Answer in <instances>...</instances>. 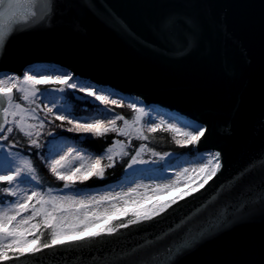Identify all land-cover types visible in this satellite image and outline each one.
<instances>
[{"label":"water","instance_id":"obj_1","mask_svg":"<svg viewBox=\"0 0 264 264\" xmlns=\"http://www.w3.org/2000/svg\"><path fill=\"white\" fill-rule=\"evenodd\" d=\"M50 3L8 39L0 74L49 65L138 97L205 126L196 151L220 152L222 167L150 221L23 264H264V0Z\"/></svg>","mask_w":264,"mask_h":264},{"label":"snow or ice","instance_id":"obj_2","mask_svg":"<svg viewBox=\"0 0 264 264\" xmlns=\"http://www.w3.org/2000/svg\"><path fill=\"white\" fill-rule=\"evenodd\" d=\"M52 8L50 0H0V54H2L8 39L14 33L23 30V26L31 21L40 19L42 13L45 17L50 16ZM22 9H26V11L22 12ZM50 83L57 85L53 89L55 92L64 93L67 90H72L73 94L75 92L84 93V99L91 98L104 105V108L101 110L102 112H114L115 106H124L122 99H113L112 93L107 92L104 88L92 82L76 77L71 72H64L58 75L41 74L37 76L26 71L23 73L22 78L20 76L6 75L4 78H0V139H8L15 130L27 137L34 147L39 148L41 146L38 142V129L44 127V119H41L38 115L37 110L40 108V105L37 104V97L38 94L45 95V93L41 92V89L37 86L49 85ZM13 89H15V93L19 94V100L28 105L35 104L36 107H25L24 104L17 102L15 94L12 91ZM47 95L50 96L51 92H48ZM127 106L137 113L135 120L132 122H129V120L118 113L111 116V118H94L91 121L81 122L67 108L58 107L56 111L59 114H54L52 107L45 105V108L46 116L54 115L55 120L66 121L67 124L71 125L67 129L69 132L92 134L96 137H102L109 132H114L119 136L127 137L134 130L137 138L147 140L148 136L144 134V128L140 125L145 110L138 108L134 103H130ZM97 107L99 109V105ZM64 112H68V114L65 115L63 114ZM28 120H35L37 123L29 124L27 123ZM117 121H123V127H118ZM162 124H166V122L163 120L160 124L151 122L147 131L154 133L161 128ZM59 126L63 127L64 125L62 123ZM163 130L180 134L182 138L177 139L176 143L183 146L199 143L207 129L205 126H194L189 123L183 128L167 124ZM117 146L119 147L118 152L115 151ZM127 146L124 142L115 140L113 141V145L107 148L104 155L94 157L76 153L73 156V149L65 151L60 146L58 138H54L48 144V151L51 157L49 168L59 180L66 182L65 188L72 187L75 181L83 183L92 176L103 179L105 167L114 166L115 156L127 155L125 151ZM146 149L147 145H140L136 156L133 157V163L137 162V157ZM61 152H63L62 155L60 154ZM154 155L158 154L154 153ZM55 156H59V158L56 159ZM220 158V152L208 154L200 162V167L191 170L185 169L184 174L180 175L177 181L164 185H156L154 194H163L179 187L181 180L188 178L187 173L189 171L197 174L198 178L204 177L203 183L199 185V188H203L221 169ZM16 159L14 158L6 171L0 174V182H6L8 185V187L0 189V191L10 196L18 197L9 206L0 207V262L14 261V264H23L21 257L35 255L43 249L65 244H78L79 242L89 241L104 234L113 235L120 229L152 220L178 202L177 198H173L167 202L153 204L150 208L145 209L143 214L133 212L131 213V218L127 219L126 222L113 224L85 236L83 230L96 224L98 222L97 217H107L110 214L122 211L119 201L123 200L125 204L128 203L123 194H117L116 197L104 196L99 200L93 198L92 201H85L84 199H77L74 196H53L51 189L47 192H42L38 187L32 188L30 192L18 191L17 188L20 184L35 182L39 185V180L31 160L20 157V162L15 167H12L11 163H14ZM72 159L81 162L78 168L73 169L71 167ZM105 159L109 161L108 165H102V161ZM205 160L206 162H204ZM139 162L143 163L142 160ZM93 165L98 167L94 168ZM250 167H254V165ZM260 167L264 168V161H261ZM197 190L198 188H193L189 192H184L178 199L182 200ZM261 199L264 200V197H261ZM106 200H115L117 202L103 209L97 207L96 211H92L89 208V205L93 202L99 206ZM25 212H30V214L22 216L21 213ZM17 217L20 218L17 219ZM37 218H39L38 221ZM9 224H11V230L6 231L5 227ZM34 232H39V235H34L30 239L28 234ZM45 232L48 233L49 239L46 242L40 243L41 237L45 235ZM34 241L38 246L29 248L28 245H32ZM192 243L193 241L191 240L183 241L177 249H169V255L173 252L179 254L185 248L190 247ZM123 258L124 255L121 254L119 259ZM162 264H171V262L165 260Z\"/></svg>","mask_w":264,"mask_h":264},{"label":"trees","instance_id":"obj_3","mask_svg":"<svg viewBox=\"0 0 264 264\" xmlns=\"http://www.w3.org/2000/svg\"><path fill=\"white\" fill-rule=\"evenodd\" d=\"M59 70L61 73H64L65 70H62L57 67H52L49 65H37L32 66L28 69V71L33 75H55L56 71ZM42 90L48 88H55L57 85L50 83L49 85H38ZM107 92L112 93L113 99H122L123 107L115 106L114 112H102L101 110L104 108V105L100 104L97 101L92 100L91 98L84 99V93L75 92L73 94L72 90H67V92L60 93L63 98V102H65L67 108L71 111L72 115L76 118L80 119L81 122L91 121L94 118H111V116L115 114H120L124 116L129 122L135 120L137 113H135L132 109H130L127 105L130 103H134L139 107V103L137 101H133L130 98L122 97L109 89H105ZM15 94V98L17 102H20L29 107L35 108L36 105H28L24 103L22 100H19V94L15 93V89L12 90ZM37 104L40 105L38 109L39 116L41 119H44V127L42 129H38L39 137L38 142L41 145L39 148L34 147L29 142L28 138L25 137L22 133L14 130L11 136L8 139H0V145L5 146L10 150H14L18 153L23 154L29 160H31L32 165L36 169V175L39 180V185L35 182L34 184L40 188L41 190H45L47 188H60L64 186L65 181L59 180L49 168V151L48 144L49 141H52L54 138L64 139L68 141L71 145L83 148L95 155H104L106 153L107 148L113 145V141L120 140L128 145L125 148L127 155H117L114 157V166L105 167V174L103 179H99L95 176L90 177L88 180L81 183L80 181H75L72 188L74 190H83L88 188H103L109 185L115 184L120 181L126 175H129V165L131 167H135L140 171H150L155 168L163 169L166 166L173 165L177 162L182 156H187L188 158H193L197 156L195 153V145H178L176 143L177 139H181L182 136L177 133H173L171 131H164L163 129L170 124L168 120H163L166 124H162L161 128L156 132H148L147 128L151 123V112H161V115L167 118H174L180 124V126H186L189 122L181 117H176L174 114H170L166 111H160L158 108H151L144 106L145 114L142 115V119L140 121V125L144 128V134L148 136L147 140H143L137 138L136 132L133 130L129 136H119L117 133L109 132L102 137H96L92 134H81L76 132H69L67 129L71 127V125L67 124V122H61L59 120H55L54 115L46 116V108H53L54 114L57 113V108L50 102L49 97H37ZM99 105V109L97 107ZM63 114L67 115L68 112H64ZM46 117V118H45ZM63 123V127H60ZM160 124V122L158 123ZM192 124V123H191ZM118 127H123V121H117ZM196 126V125H194ZM51 133V135H49ZM147 145V149L140 153L139 157H137V162L133 163V157L136 156L137 150L140 145ZM115 151H119V148ZM157 153L158 155H154ZM143 161L140 163L139 161ZM109 161L107 159L102 161V165H108ZM98 166H94L97 168ZM86 174V173H85ZM8 187L6 182H0V189ZM13 196H10L2 191H0V201L4 202L6 200L12 199ZM131 218V213L128 212L126 216L116 217L108 222L107 227L112 226L113 224H119L121 222H126L127 219ZM39 218H37V221ZM102 228H98L99 231ZM34 235H39V232L30 233V237L32 238ZM49 239L48 233L45 232V235L41 237L40 243L46 242ZM38 246L36 242L29 247ZM18 251V250H17ZM11 254V253H10Z\"/></svg>","mask_w":264,"mask_h":264},{"label":"rangeland","instance_id":"obj_4","mask_svg":"<svg viewBox=\"0 0 264 264\" xmlns=\"http://www.w3.org/2000/svg\"><path fill=\"white\" fill-rule=\"evenodd\" d=\"M27 72L28 69L26 70ZM66 72V71H65ZM62 74L59 70L56 71L55 75ZM6 75L8 76H15L10 74H0V78H4ZM38 76V75H37ZM22 78V77H21ZM54 88H48L45 90H42L41 92H44L45 95H39L38 97H49L50 102L56 107H62L67 108L65 102H63L62 95L59 92L53 91ZM107 89V88H104ZM111 91V90H110ZM51 92V95L48 96L47 93ZM133 101H137L139 103V107H144L143 101H139L137 98H132ZM25 107H29L27 105H24ZM33 108V107H31ZM151 108H155L154 106H151ZM68 109V108H67ZM38 111V110H37ZM162 111V110H160ZM151 122H155L158 124L162 120H168V122L176 127L183 128L184 126H180L176 119L174 118H165L161 115V112L152 111L151 112ZM39 115V113H38ZM144 115V114H143ZM11 119V118H10ZM188 121V120H187ZM189 123H192L188 121ZM27 123L29 124H35L37 121L35 120H28ZM196 126H201L198 123H192ZM58 142L60 143V146L64 148L65 151L68 149H73V156L76 153H81L85 156H98L95 155L83 148H79L76 146L71 145L68 141L64 139H58ZM119 147L117 146L116 149ZM115 149V150H116ZM196 149V144H195ZM195 153L197 151L195 150ZM214 153L211 151L206 152H198L197 156L193 158H188L187 156H182L177 162H175L173 165L166 166L163 169H152L150 171H140L136 169L135 167L129 168V175H126L123 177L120 181H118L115 184L109 185L107 187L103 188H88L83 190H74L72 187L65 188L64 186L60 188H47L45 190H41L42 192H47L49 189L52 190L53 196H74L77 199H84L85 201H92L93 198L96 200H99L101 197L104 196H110V197H116L117 194H123L124 198L128 200V203H124L123 200L119 201V204L121 205L122 211L115 212L114 214H110L107 217H97V223L88 227L86 230H83V234H91L93 232H96L98 228H107V224L109 221L116 217H123L128 214V212H140L141 214L144 213V210L147 208H150L153 204H159L163 202L170 201L173 198H177L183 194L184 192H189L193 188H199V185L203 183L204 177H197V174L189 171L187 173V179H182L179 187L175 188L174 190L165 192L163 194H154L155 186L156 185H164L169 184L171 182L177 181V179L180 177V175L184 174L185 169H193L200 167V162L204 160V158L210 154ZM61 155L63 152L60 153ZM22 157L24 159H28L26 156H24L21 153H18L14 150H10L8 148H5V146L0 145V174H3L6 169L8 168L10 162L14 160V158H17L14 163H11L12 167H15L19 162V158ZM49 162L51 163V157L49 153ZM56 159L59 158V156H55ZM71 159V158H70ZM206 162V160L204 161ZM80 161L78 160H71V167L73 169L78 168L80 165ZM215 163V161H214ZM95 165H93L94 167ZM66 183V182H65ZM65 185V184H64ZM34 187H37L34 182L31 183H24L20 184L17 188L18 191H25L30 192V190ZM74 187V186H73ZM134 190V191H133ZM18 197H13L12 199L6 200L4 202L0 201V207H7L12 202H14ZM115 200H106L103 201L102 204L97 206L95 202L89 205V208L92 211H96L97 207L103 209L106 207H109L112 203H116ZM30 212L21 213L22 216H28ZM20 217H17L19 219ZM5 230H11V224L6 225ZM29 238L30 233L28 234ZM30 245H28L29 247ZM30 248V247H29Z\"/></svg>","mask_w":264,"mask_h":264},{"label":"built area","instance_id":"obj_5","mask_svg":"<svg viewBox=\"0 0 264 264\" xmlns=\"http://www.w3.org/2000/svg\"><path fill=\"white\" fill-rule=\"evenodd\" d=\"M133 98H137V97H133ZM139 101H141L139 98H138Z\"/></svg>","mask_w":264,"mask_h":264}]
</instances>
